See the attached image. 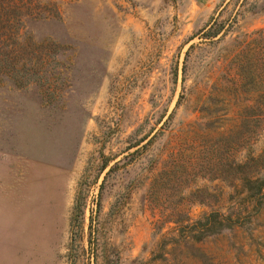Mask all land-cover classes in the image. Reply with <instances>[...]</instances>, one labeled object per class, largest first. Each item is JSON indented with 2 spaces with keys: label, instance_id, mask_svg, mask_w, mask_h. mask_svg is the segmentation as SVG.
I'll return each instance as SVG.
<instances>
[{
  "label": "rangeland",
  "instance_id": "obj_1",
  "mask_svg": "<svg viewBox=\"0 0 264 264\" xmlns=\"http://www.w3.org/2000/svg\"><path fill=\"white\" fill-rule=\"evenodd\" d=\"M37 1L27 82L0 72V264H264L236 166L264 164V0Z\"/></svg>",
  "mask_w": 264,
  "mask_h": 264
},
{
  "label": "trees",
  "instance_id": "obj_2",
  "mask_svg": "<svg viewBox=\"0 0 264 264\" xmlns=\"http://www.w3.org/2000/svg\"><path fill=\"white\" fill-rule=\"evenodd\" d=\"M37 3H39L37 0H0V72L10 78L15 85L27 82L23 81L27 75L21 73V71L28 64L27 59H23L20 61L22 67L16 68L18 60L15 59V54L18 51V44L23 43L17 41V38H22L21 28L19 29L17 25L23 23L24 18L38 19L47 17L43 15L41 9H38ZM215 33L216 31H211L210 28L203 31V34L209 37L214 36ZM2 46L4 47L3 49L1 48ZM27 47L28 44L25 43V51L29 49ZM23 76H25L24 79H21ZM258 108L262 112L264 105H258ZM249 161L253 162L255 166L250 173L248 170L252 166H248L247 160L236 164L240 170L241 184L250 197L256 196L260 199L264 197V164L260 157L251 158ZM233 223L234 221H232L230 216H224L217 211H212L204 217L203 221H197L194 224L187 223L183 228H186L189 232L193 231V234H196V238L202 239L207 235L231 227Z\"/></svg>",
  "mask_w": 264,
  "mask_h": 264
}]
</instances>
